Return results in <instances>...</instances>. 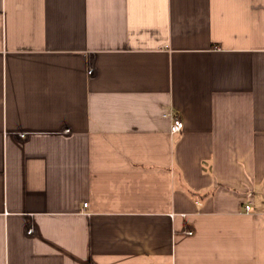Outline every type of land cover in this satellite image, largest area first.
Masks as SVG:
<instances>
[{
  "label": "crops",
  "instance_id": "obj_1",
  "mask_svg": "<svg viewBox=\"0 0 264 264\" xmlns=\"http://www.w3.org/2000/svg\"><path fill=\"white\" fill-rule=\"evenodd\" d=\"M0 264H264V0H0Z\"/></svg>",
  "mask_w": 264,
  "mask_h": 264
},
{
  "label": "built area",
  "instance_id": "obj_2",
  "mask_svg": "<svg viewBox=\"0 0 264 264\" xmlns=\"http://www.w3.org/2000/svg\"><path fill=\"white\" fill-rule=\"evenodd\" d=\"M91 71H89L90 73ZM184 128V123L183 121L177 119V118H173V122H172V125H171V132L174 134V133H178L180 132L181 130H183ZM86 206V205H85ZM247 209L249 210L250 207L247 206Z\"/></svg>",
  "mask_w": 264,
  "mask_h": 264
}]
</instances>
